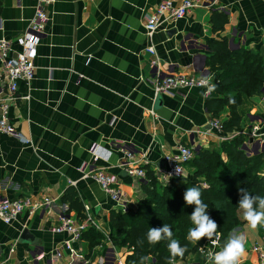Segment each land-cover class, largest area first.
<instances>
[{
  "label": "crops",
  "instance_id": "1",
  "mask_svg": "<svg viewBox=\"0 0 264 264\" xmlns=\"http://www.w3.org/2000/svg\"><path fill=\"white\" fill-rule=\"evenodd\" d=\"M36 1H2L0 39L13 40L15 50L20 49L16 38L33 17ZM162 1L75 0L74 51V1L55 0L48 6L34 78L19 82L21 98L9 105L11 121L29 142L0 132V197L28 196L39 201L50 197L53 203L33 215L25 212L10 224L0 220L1 264H114L101 257L108 245L105 234L113 232L110 213L120 207L88 173L102 167L117 177L124 210L136 209L146 195L145 180L129 175L121 165L127 152L136 158L144 153L145 165L166 185L157 169L165 167L164 155L178 143L196 150L219 148L222 141L242 131L249 154L264 148L259 142L247 143L245 134L252 124L264 131V86L261 94L245 98L240 106V130L227 133L210 127L212 120L223 122L229 115L228 108L218 118L207 110L206 100L213 92L205 96L204 87H179L156 96L150 83L157 74L172 73L208 77L211 84L216 81L218 73H210L207 66L208 41L217 37L210 20L214 9L228 15L220 35L228 37L229 46L256 51L264 61V0H195V7L183 18L164 21L149 36L147 18ZM5 86L0 80V102L5 100ZM97 144L112 152L108 161L95 159ZM69 188L84 206L83 217L63 201ZM63 214L94 219L105 243L91 248L83 238L70 240L66 233L55 232ZM243 221L227 239L233 233L244 234L246 255L241 264H264L251 250L263 241L264 226L253 230ZM25 228L35 236L36 245L19 241ZM209 243L207 238L191 242L189 254L177 263L209 264L204 254ZM147 264H155L154 259Z\"/></svg>",
  "mask_w": 264,
  "mask_h": 264
},
{
  "label": "trees",
  "instance_id": "2",
  "mask_svg": "<svg viewBox=\"0 0 264 264\" xmlns=\"http://www.w3.org/2000/svg\"><path fill=\"white\" fill-rule=\"evenodd\" d=\"M210 20L217 37L208 41L207 66L210 73H218V77L213 83V95L207 97L206 107L214 118L228 108L229 115L221 122L222 130L227 133L238 131L243 118L239 108L244 99L262 93L264 61L256 51L232 49L228 37L220 35L228 23V15L224 11L214 9ZM244 143L245 136L237 134L222 141L219 148H201L187 164L191 175L170 179L166 185L159 183L149 166H144L147 176L145 197L138 201L136 209H119L110 213L113 228L110 238L118 250L126 249L127 264H140L143 256L149 258L146 264L150 259H154L155 264H168L169 241L150 244L146 239L150 227L163 224L171 227L173 238L187 249L183 257L175 260L184 259L189 254L191 242L187 235L194 227L190 215L195 206L187 205L183 194L190 187L200 190L201 199L208 205L207 212L218 224L220 246L223 247L230 231L244 222L238 207L239 188L247 189L252 195L264 196V149L260 153L249 154L243 148ZM63 201L69 203V209L75 210L78 216H84V206L74 189L66 191ZM82 238L91 248L103 241L105 243L103 234L94 226L83 231Z\"/></svg>",
  "mask_w": 264,
  "mask_h": 264
},
{
  "label": "built area",
  "instance_id": "3",
  "mask_svg": "<svg viewBox=\"0 0 264 264\" xmlns=\"http://www.w3.org/2000/svg\"><path fill=\"white\" fill-rule=\"evenodd\" d=\"M54 1H36L33 17L30 19L26 29L16 38L20 49H13V40L0 39V80L6 85L5 100L0 102V132L19 138L27 143L29 141L17 131L9 117V105L21 98L18 96L19 82L25 81L26 83H30L34 78L36 49L45 34L46 25L49 20L47 8ZM196 3L195 0H183L180 4H175L173 0H163L157 6L154 13L147 18V34L152 36L164 21H174L183 18L190 9L195 7ZM148 51L154 55L156 54L153 47H149ZM201 78L187 76L182 73H172L164 76L157 74L150 83L154 85L155 95L158 96L163 93H169L171 90L179 87H202L199 85ZM210 127L222 131V123L218 120H212ZM239 134H244V132L240 131ZM245 134L248 135L249 141L247 143L259 142L261 145H264V131L258 124H252L250 130ZM196 151L193 146L178 143L174 151L164 155L165 167L157 169L161 180L164 183H169L170 179L185 177L187 175V164L195 157ZM125 156L126 159L121 165L125 168L126 172L139 179L147 180L146 169L144 168L145 163H147L145 154H142V158H136L133 153L127 152ZM88 175L118 204L121 210L125 209L124 194L117 177L108 173L102 167L92 169ZM52 203L53 200L50 197H45L41 201L33 200L28 196L16 197L14 199L0 197V220L10 224L23 213L27 212L33 215L41 209L49 207ZM63 208L64 211L68 210L66 205H63ZM91 226L102 231L91 217L79 220L73 218L71 215L63 214L60 217L58 225L54 227V231L66 233L70 240H77L81 239L83 231ZM105 237L108 245H105L101 258L103 260L108 259L114 264H127L125 262V254L119 252L113 245L110 235L105 234ZM214 239L216 243L213 244L210 241L209 250H204L205 256H207L208 251H213L215 248L220 247V234L217 233ZM66 246L70 247L69 241L66 242ZM251 250L257 253L260 260L264 262V239L262 242L254 244ZM177 261L175 260V263ZM180 262L177 264H194L193 262Z\"/></svg>",
  "mask_w": 264,
  "mask_h": 264
},
{
  "label": "clouds",
  "instance_id": "4",
  "mask_svg": "<svg viewBox=\"0 0 264 264\" xmlns=\"http://www.w3.org/2000/svg\"><path fill=\"white\" fill-rule=\"evenodd\" d=\"M199 85L206 88L205 96L215 90V85L210 83L208 77H202ZM94 155L108 161L112 152L100 144L94 145ZM238 207L242 211L243 219L253 230L259 226H264V196L252 195L247 189L241 187L238 190ZM183 200L187 205H194V210L190 215V220L194 227L188 231L187 239L197 243L202 238H207L213 244L216 243L214 237L217 234L218 224L209 216L208 205L201 199V192L197 187L187 188L183 194ZM146 239L150 244H156L161 240L169 241L167 247L170 253L168 264H175L177 257H183L187 251L181 246L178 240L173 238V232L169 225L163 224L161 227H150L146 233ZM246 255V237L244 234L233 233L229 236L220 251H208L207 259L209 264H241L242 258ZM147 256L140 258V264H146ZM103 264V261H101Z\"/></svg>",
  "mask_w": 264,
  "mask_h": 264
},
{
  "label": "water",
  "instance_id": "5",
  "mask_svg": "<svg viewBox=\"0 0 264 264\" xmlns=\"http://www.w3.org/2000/svg\"><path fill=\"white\" fill-rule=\"evenodd\" d=\"M74 1V28H73V51L75 50L74 48V43H75V20H76V2ZM243 148L246 150V145L243 146ZM264 149V148H263ZM199 151V149H197ZM163 165L165 166V160H163ZM19 241L22 243H28L30 245H36L37 241L35 236L30 233L29 229L25 228L21 231V234L19 236Z\"/></svg>",
  "mask_w": 264,
  "mask_h": 264
},
{
  "label": "rangeland",
  "instance_id": "6",
  "mask_svg": "<svg viewBox=\"0 0 264 264\" xmlns=\"http://www.w3.org/2000/svg\"><path fill=\"white\" fill-rule=\"evenodd\" d=\"M257 97V101H259V98H258V96H256ZM186 171H187V175H186V177L187 176H190L191 175V169L188 167V169H186ZM188 172H189V174H188ZM112 234V233H111ZM111 236V235H110ZM121 250H124V251H126V249L125 248H123V249H121ZM120 251V250H119Z\"/></svg>",
  "mask_w": 264,
  "mask_h": 264
}]
</instances>
